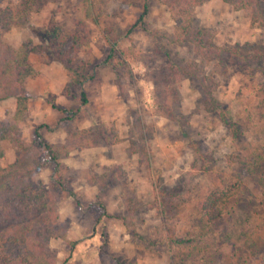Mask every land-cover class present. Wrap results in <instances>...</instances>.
Returning a JSON list of instances; mask_svg holds the SVG:
<instances>
[{
	"label": "rangeland",
	"instance_id": "rangeland-1",
	"mask_svg": "<svg viewBox=\"0 0 264 264\" xmlns=\"http://www.w3.org/2000/svg\"><path fill=\"white\" fill-rule=\"evenodd\" d=\"M90 1L98 23L84 16L81 0H44L27 24L5 33L15 47L29 37L40 44L39 32L60 24L81 38L72 65L90 69L114 49L112 65H97L84 83L86 104L72 96L79 94L75 85L70 93L32 97L50 89L47 79L69 78L47 52L29 56L38 75L29 79L21 139L33 142L35 126L44 123L42 138L56 147L69 146V132L80 129H92L96 141L86 145L91 139L84 135V145L67 153L59 148L66 188L51 192L65 239L48 242L54 264H264V59L240 65L206 60L192 43L175 41L164 0H147L142 20L144 0ZM257 3L264 10V0ZM193 14L214 45L264 46V26L228 1L203 0ZM171 64L181 71L170 73ZM207 93L226 105L238 138L217 110L205 108ZM8 101H0V119L10 116ZM52 103L75 114L66 118L71 113ZM3 146L6 165L15 150L9 142ZM53 170L45 161L36 178L49 186ZM211 192L226 194L220 217L209 222L202 202Z\"/></svg>",
	"mask_w": 264,
	"mask_h": 264
},
{
	"label": "trees",
	"instance_id": "trees-1",
	"mask_svg": "<svg viewBox=\"0 0 264 264\" xmlns=\"http://www.w3.org/2000/svg\"><path fill=\"white\" fill-rule=\"evenodd\" d=\"M164 1L167 2L175 21V41L192 43L195 51L206 60L213 59L221 64L227 59L225 62H235L240 65L249 63L251 60L264 59V50H262L264 46L243 51L237 44L228 47L214 45L207 29L199 26L194 20L193 8L201 4L203 0H183L179 5L177 0ZM225 1L238 9H244L251 16L252 22H258L259 25L264 26V10L261 9L257 0ZM43 2L44 0H16L14 2L0 0V100L13 97L15 104L14 113L0 119V160L5 154L3 146L5 141L9 142L15 150L14 159L11 162L6 165L0 162V264H54L55 255L49 251L48 242L56 237L65 239L63 224L59 221L58 201L51 192L53 187L66 188L64 178L60 174L59 158L63 155L60 154L59 148L63 147V153H67L74 147L84 145L81 144V140H86L84 135H88L87 138L91 139L85 143L86 145L96 143L92 129H80L69 132V139L72 140L69 146L56 147V144L43 140L39 128L46 126L44 123L35 126L33 142L25 143L21 139L19 122L25 118L28 111L27 82L28 79L38 75V71L29 62V56L34 52L44 51L61 62L66 67L69 78L63 91L70 93V86L75 85L79 94H72V96H78L81 104H86L88 99L83 88L84 83L95 77L94 70L97 65L111 64L114 51L111 45V53L103 58L101 63H93L92 69L83 63L74 66L72 61L74 54L82 44L81 38L77 33L65 31L57 23H52L39 32L40 44H34L32 38L29 37L17 47L11 45L5 33L12 26L27 24L29 14L40 8ZM81 2L85 6L84 16L98 23L95 14L92 17L90 14L93 1L81 0ZM147 11V0H144L139 20H142ZM171 66L176 69L173 68L170 73L176 70L181 71L178 70V65L171 64ZM206 95L205 108L217 110L221 122L234 138H238L239 128L232 120L226 105L213 94L207 93ZM51 106L61 112L71 113L66 118L75 114L65 106H57L54 103ZM45 161L54 163V170L49 177L51 182L49 186L36 178V174ZM69 194L72 193L69 191ZM224 194L226 193L211 192L203 199L202 208L209 222L220 217L223 207V198L221 199L220 196ZM164 210L165 208H162L163 212ZM140 238L144 239L142 236ZM170 240V242L185 241L173 237ZM76 243L77 240L70 242L71 246ZM116 264L121 263L116 262Z\"/></svg>",
	"mask_w": 264,
	"mask_h": 264
},
{
	"label": "crops",
	"instance_id": "crops-1",
	"mask_svg": "<svg viewBox=\"0 0 264 264\" xmlns=\"http://www.w3.org/2000/svg\"><path fill=\"white\" fill-rule=\"evenodd\" d=\"M62 74V71H58V75H57V77H61L60 75ZM29 80V79H28ZM58 81V83H57V87H55V85L56 84H54L55 82H57ZM56 80H48L47 79V81H48V83L51 85V87H50V89L46 86L42 91H41V89H39V91L38 92H33L34 94H33V96L32 97H34V96H36L37 95V97H41L42 95H47L48 94V92H61L62 90H63V88H64V86H65V83H66V75L62 78L61 77V79H57L56 78ZM30 82V80L27 82V88L29 89V86H28V83ZM44 91V92H43ZM58 94H60V93H58ZM11 100V102H12V105H11V109L9 110V115H12L13 113H14V110H15V104H14V98L12 97V98H7V99H5V100H0L1 102H2V104L4 103V102H9L10 103V101H8V100ZM42 99H43V97H42ZM40 103H41V100H40ZM42 105V104H41ZM51 108H52V106H51V104L49 105ZM62 106H65L66 107V105H62ZM47 109V108H46ZM5 116V115H4ZM2 118H4V117H2Z\"/></svg>",
	"mask_w": 264,
	"mask_h": 264
}]
</instances>
